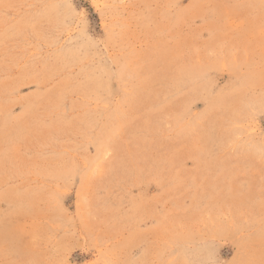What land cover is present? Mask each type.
Here are the masks:
<instances>
[{
  "label": "rangeland",
  "instance_id": "rangeland-1",
  "mask_svg": "<svg viewBox=\"0 0 264 264\" xmlns=\"http://www.w3.org/2000/svg\"><path fill=\"white\" fill-rule=\"evenodd\" d=\"M0 264H264V0H0Z\"/></svg>",
  "mask_w": 264,
  "mask_h": 264
}]
</instances>
